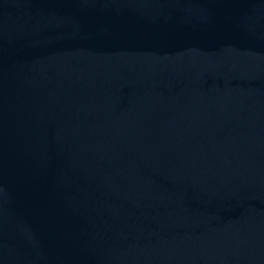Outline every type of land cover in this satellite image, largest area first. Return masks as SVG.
Returning <instances> with one entry per match:
<instances>
[{"label":"water","instance_id":"1","mask_svg":"<svg viewBox=\"0 0 264 264\" xmlns=\"http://www.w3.org/2000/svg\"><path fill=\"white\" fill-rule=\"evenodd\" d=\"M0 264H264V0H0Z\"/></svg>","mask_w":264,"mask_h":264}]
</instances>
